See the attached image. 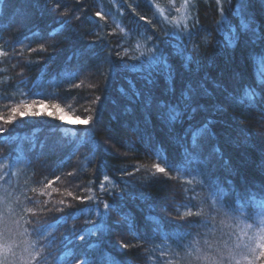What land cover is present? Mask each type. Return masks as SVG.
Listing matches in <instances>:
<instances>
[{
	"label": "trees",
	"instance_id": "trees-1",
	"mask_svg": "<svg viewBox=\"0 0 264 264\" xmlns=\"http://www.w3.org/2000/svg\"><path fill=\"white\" fill-rule=\"evenodd\" d=\"M178 1L0 3V264H264V0Z\"/></svg>",
	"mask_w": 264,
	"mask_h": 264
},
{
	"label": "snow or ice",
	"instance_id": "snow-or-ice-1",
	"mask_svg": "<svg viewBox=\"0 0 264 264\" xmlns=\"http://www.w3.org/2000/svg\"><path fill=\"white\" fill-rule=\"evenodd\" d=\"M2 2H3V0H0V3H2ZM37 2H38V0H37ZM219 2H220V0H217V3H219ZM177 10H179V9H177ZM242 10H243L242 6L238 5L234 14L237 15V16H240ZM53 11H55V9H53ZM96 15L100 19L104 18L103 15L101 13H99V12H97ZM141 19H144V17H141ZM222 22H223V15L221 17V26L218 27V31H222ZM241 30L242 31L250 30L253 33V35L255 34V30L252 29L251 26H250V21L245 22V21L242 20L241 21ZM178 34H179V32H174L171 35L175 36V35H178ZM166 35H168V33H166ZM183 35H187L189 38H191L192 33L190 31H188L187 29H185L184 32H183ZM233 37H235V29H233ZM181 38H183V36H181ZM227 46H231V41L228 42ZM197 51H198V49H197ZM0 54H3V53H0ZM259 59L262 62H264V53H262L259 56ZM155 62L157 64L163 63L165 66H167V60L164 58L163 53H161L158 56H155ZM257 85H258V87L246 86L245 89L243 90V94L241 96H239V97H233V101L235 103H238V104H244L245 101H247L248 102V105H247L248 107H254L255 104L253 102L257 98H259L262 95H264V74H262L260 76V78L258 79ZM99 99L100 98L97 97V100H99ZM182 102L185 103V108L186 109L191 107L190 103H188L185 98H182ZM38 106L39 107H43V108H47L48 107V105L45 104L43 100H35L34 99L32 101V103H30V104L25 103L22 108H20V107L13 108L11 111L13 113V116L17 112L19 113V115L21 117L28 116V115L39 116V115H41V112L39 110L33 111V109L34 108H38ZM51 107L54 108V109H57L58 111H62V110L59 109L58 105H52ZM160 107H167V109H168L167 113L162 112L161 113V117L162 118L166 117L169 122L175 121L178 118V116L180 115L178 109L177 108H173L170 105H168V106L161 105ZM49 115H53V113H49ZM59 118L63 119V116L61 115ZM0 119H3V118L0 117ZM91 119H92V117H87V118H84V119H80L79 117H77L78 122L80 124H83V125H87L90 122ZM11 120H12V117H9V119L5 120L4 122L5 123H9V122H11ZM2 131H3V129H0V132H2ZM189 134L191 135V148L190 149H186V151L183 153V156H184L185 159H187V158H189L191 156H197L198 155V150L200 149V138L203 137L206 134V128H198V129H195V130H190ZM173 167H176V170H179V168L177 166H173V165H168L167 167H162L160 163H157V164L154 165L155 171L157 173H165L166 171H172ZM107 179L108 178L105 177V180H107ZM49 183H51V182H49ZM103 187H104V185L102 184L101 188H103ZM69 195H71V193H69ZM111 207H112L111 205H109L107 203L105 204V209H109ZM83 238H84L83 236H80V239H83ZM120 247L121 248H125V247H127V245L121 244ZM261 255L264 256V252H261ZM106 264H115V261L111 257H108V258H106Z\"/></svg>",
	"mask_w": 264,
	"mask_h": 264
},
{
	"label": "rangeland",
	"instance_id": "rangeland-1",
	"mask_svg": "<svg viewBox=\"0 0 264 264\" xmlns=\"http://www.w3.org/2000/svg\"><path fill=\"white\" fill-rule=\"evenodd\" d=\"M192 1L193 0H179L178 1V5H179L178 9L179 10H177L176 6H173L174 7V15H173V18L175 19V22L174 23L176 25H180L181 24L180 22H182V20L186 19V17H187V11H188V9L191 6ZM177 11L179 12L178 15L176 14ZM175 15H176L177 18L175 17Z\"/></svg>",
	"mask_w": 264,
	"mask_h": 264
}]
</instances>
